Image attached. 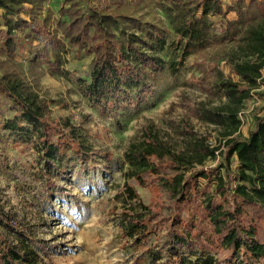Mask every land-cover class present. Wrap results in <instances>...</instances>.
Returning <instances> with one entry per match:
<instances>
[{"label":"trees","instance_id":"16d2710c","mask_svg":"<svg viewBox=\"0 0 264 264\" xmlns=\"http://www.w3.org/2000/svg\"><path fill=\"white\" fill-rule=\"evenodd\" d=\"M46 1L0 0V40L7 53L25 33L27 38L46 34L45 46L52 49L93 54L85 95L101 110L149 92L150 78L164 64L156 53L167 46L160 27L114 8L111 0H64L59 17L43 16ZM161 1L175 34L169 43L178 54L173 70L192 54L215 47L225 52L204 70L215 79L206 90L220 103L200 102L190 109L216 125L221 139L213 145L190 120L171 122L166 132L145 127L125 153L123 234L145 244L153 233H164L166 259L160 264H264V113L255 116L246 135L240 117L245 102L264 85V0ZM232 11L236 19L228 18ZM215 16L223 21L215 22ZM3 113L9 116L1 120ZM0 127L21 156L40 165L25 170L44 182L45 198L52 195L56 176L72 170L70 161L86 163L102 155L79 123L54 118L17 73L0 76ZM219 155L215 166L208 165ZM139 186L159 190L155 204L139 197ZM34 246L46 251L26 233L23 221L0 206V264H41Z\"/></svg>","mask_w":264,"mask_h":264},{"label":"rangeland","instance_id":"374dc122","mask_svg":"<svg viewBox=\"0 0 264 264\" xmlns=\"http://www.w3.org/2000/svg\"><path fill=\"white\" fill-rule=\"evenodd\" d=\"M111 1L114 8L160 27L167 46L156 51L164 64L150 78L149 92L145 96L137 93L125 96L123 102L118 99L107 110H101L85 95L86 85L91 81L93 54L77 52L71 47L68 52L46 47V34L27 38L25 33H20L19 44L11 54L0 40V76L7 72L19 74L47 102L54 118H69L79 123L89 142L102 153L91 162L70 161L72 170L56 176L52 195L45 198L44 182L25 170V167L37 170L40 165L33 164L34 157L21 156L12 139L0 131V206L23 221L26 233L43 243L46 251L34 246L41 255V264H160L166 259L164 233H153L145 244H138L126 238L122 231L125 196L121 191L128 168L125 153L132 143L141 139L145 127L155 125L166 132L169 123L183 120H190L197 131L209 136L213 145L221 139L216 125L202 121L190 109L200 102L220 103L217 96L206 90L215 79L209 78L204 70L217 64L224 50L215 47L206 54H192L173 70L171 62L178 59V54L169 43L175 34L162 1ZM224 1L227 5L232 2ZM63 6L64 0H47L43 16L52 12L54 17H59ZM22 15L34 25L27 13ZM227 16L237 18L233 11ZM213 20L220 23L223 18L215 16ZM3 25L0 17V27ZM263 113L264 85L245 102L240 116L242 134L246 135L254 127L255 116ZM8 116L3 113L1 120ZM221 159L219 155L208 165L215 166ZM137 191L147 204H155L157 188L139 186Z\"/></svg>","mask_w":264,"mask_h":264}]
</instances>
